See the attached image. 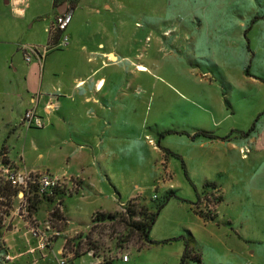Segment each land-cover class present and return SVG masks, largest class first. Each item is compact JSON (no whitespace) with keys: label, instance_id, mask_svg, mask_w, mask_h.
<instances>
[{"label":"rangeland","instance_id":"rangeland-1","mask_svg":"<svg viewBox=\"0 0 264 264\" xmlns=\"http://www.w3.org/2000/svg\"><path fill=\"white\" fill-rule=\"evenodd\" d=\"M68 3L70 8L76 6L66 31L71 43L68 48L49 51L55 59L48 61L47 67L43 62L39 73L56 80V91L85 74L92 81L104 77L103 92L94 96L108 108L78 107L74 101L79 97L70 94L64 109L75 116L73 124L56 131L45 122L43 129L24 127L14 136L0 122V139L10 137L11 145L19 149L34 142L38 149L30 156L45 155L43 162L55 177L74 174L93 183L86 192L65 199L70 227L85 230L100 207L118 212L135 197L152 199L173 189L188 203L172 200L161 212L151 237L162 242L187 235L188 227L197 220L189 212V203H197V195L187 177L199 191L205 178L218 181L214 151L200 149L199 141L189 136L206 131L235 138L249 133L258 121L264 122V84L245 76L248 70L252 76L264 77V0ZM33 15L40 18L31 20ZM52 15L48 0H12L11 5L0 2V41L5 42L0 44V98L15 95L25 86L24 74L36 58L27 64L21 48L37 45L45 52L49 34L44 26ZM16 50L20 57L13 60ZM109 53L115 57L103 58ZM52 62L58 71L55 76ZM169 130L184 135L161 138L160 134ZM70 136L81 145L85 158L72 154L79 147L70 148ZM158 141L162 148L180 155L184 163L171 155L165 157ZM63 154L71 157L70 162ZM75 185L70 180L74 192ZM36 194L40 195L38 188ZM71 234L57 239L44 251L45 258L29 253L30 245H35L26 239L23 255L1 264H60L58 251ZM218 234L217 230L206 233L207 237L195 236V251L201 254L202 264H264L257 261L258 256H236L229 249L233 242ZM6 239L2 240L12 245L9 235ZM183 251L182 241H173L133 254L128 264H180ZM9 254L14 257L17 253L10 249ZM94 262L87 256L75 264Z\"/></svg>","mask_w":264,"mask_h":264},{"label":"crops","instance_id":"crops-1","mask_svg":"<svg viewBox=\"0 0 264 264\" xmlns=\"http://www.w3.org/2000/svg\"><path fill=\"white\" fill-rule=\"evenodd\" d=\"M48 1L51 3L53 15L48 24L44 26V30L49 34L47 46L50 45V36L53 34L52 28L55 25L56 18L68 11L73 13V9L72 7L70 8L67 0H60L58 5L56 4V0ZM0 2L4 5H11L12 0H0ZM65 4L67 8L64 6ZM109 7L110 5H108V8ZM36 16L38 15H33L31 20L40 18ZM1 43L5 42L0 41V44ZM33 46L37 47V45ZM21 52L26 61L22 48ZM51 53L52 52L45 54L40 50V56H32L31 61L26 63H32L33 58H36V62L27 67L28 72L24 74L26 80L25 86L15 91V95L12 94L9 96L6 94L0 98L1 127L11 129L10 132L14 136L19 135L25 127L22 122L24 114L33 108L36 109L38 115L44 120V123L46 122L49 125H53L56 131L61 130L66 124L71 125V122L73 124L75 116L69 112H65L64 109V102L67 101L66 98L70 94L79 97L74 101L78 107L95 105L99 110L108 108L98 97L94 96L103 92L106 86L104 77L92 81L91 77L85 74L75 78L69 87H58L56 91V89H54L56 80L50 78L46 79L43 72L39 73V70L43 68L41 67L43 62H47V67L50 60L55 59L51 56ZM16 55L17 56H15L13 60L20 57L17 50ZM105 56H107V58H111V56L115 57L112 53L103 55V58ZM50 67L53 69L52 75L55 76V72H58L57 68H55V63H50ZM230 69L233 71V68ZM94 74H97L96 71ZM245 76L255 78L259 80L257 81L259 84H264L261 78L252 76L248 70H246ZM57 84H59L58 81ZM58 94L63 96H58ZM62 98L66 100H62ZM35 99L37 100L36 105L33 104V100ZM250 131H253V135ZM250 131L245 135L235 138L220 137L217 135V138L214 140L191 138L195 142L199 141L200 149L209 148L214 151L212 154L218 159V165H216L217 167L214 169H217L215 172L218 174V181L212 180L211 178H205V181L215 182L218 185L223 201L218 206V222H205L196 215V222H194V225L189 226L188 230L194 237H205L206 233L208 234L218 230V233H220L218 236H222L233 242L229 246V249H231L236 256L250 254L260 257L257 261L261 262L264 261V122L261 123L258 121V124L254 125ZM0 141V153L2 151L7 153L12 163L18 166L20 165L28 170L48 172L54 175L52 169L46 165V162H43L45 155L40 154L37 158H32L30 156L31 152H35L38 149L37 144L34 142H32V144H23L19 149V147H13L11 145L10 137L6 139L5 136H3ZM67 144L71 149L79 147L78 151H74L72 154H76L77 157L81 159L85 158V156L81 154V145L71 136ZM246 146L250 147L251 152L247 154V156H244L241 151ZM63 157H66L70 162L71 157L69 155L64 156L63 154ZM164 163L167 165V162ZM165 164L164 166L166 167ZM63 179L67 180L69 185L70 180H73L76 184L75 192H73L70 197L86 192L87 188H92L93 186V183H90L89 180H85L82 176L80 178L75 177L74 174L69 178ZM192 182L194 183L193 180ZM195 186L199 188L197 184H195ZM99 210L113 212L110 209H105V207H100ZM99 210H97V212ZM37 216L42 220L47 216V213L38 212ZM69 220L71 221V219ZM23 228L26 231H24ZM6 229L8 230L3 233L2 239H6L9 235L12 245L9 240L6 242L11 246V252L17 253L14 255V258L22 256L25 250L24 248L28 246V242L29 244L31 243L26 223L17 219ZM74 231L81 232L84 231V229L72 228L69 225L66 233H72ZM26 239H28V242ZM235 239H237V241ZM152 240L160 242L158 240ZM135 253L137 252L133 250L130 261L127 262V264L131 262L132 255ZM38 255L41 258L42 254L38 253ZM240 264H244V261ZM248 264H253V262Z\"/></svg>","mask_w":264,"mask_h":264},{"label":"trees","instance_id":"trees-1","mask_svg":"<svg viewBox=\"0 0 264 264\" xmlns=\"http://www.w3.org/2000/svg\"><path fill=\"white\" fill-rule=\"evenodd\" d=\"M60 0H56L58 5ZM68 1V0H67ZM59 2V3H58ZM75 4V2H74ZM72 9L76 6H71ZM61 32H56L50 36V45L52 43H57L61 37ZM264 82V77L262 78ZM166 135H184V133L178 131H166L161 133V138ZM188 135V134H185ZM189 136V135H188ZM192 139H216V134L208 133L206 131H201L189 136ZM157 146L164 153L165 157L171 155L172 157L182 161L180 155L172 154L170 151L161 147L158 141ZM4 155V151L0 153V156ZM188 183L194 189L197 195V203L191 204V212L199 216L205 222H218V212L217 208L222 203L223 197L218 185L215 182L205 181L202 183V191H199L192 180L187 177ZM37 188H33L32 196L30 197V209L31 213L37 214L38 212L47 213L53 220L54 226L60 231L61 236L55 238L53 243L57 239L65 235L69 225L70 220L66 215L65 199L70 197L74 191L67 188L63 191L52 190V192L36 194ZM157 192V191H156ZM156 198L147 199L142 197H135L131 199L127 204L124 205L123 209L118 212H97L92 217L88 224L85 225V230L90 228L86 233H82L79 237L74 240H68L66 242V247L70 249L71 242L76 241L74 246L77 248L75 250L74 261L75 264L78 260L89 256L91 251L94 252V259H101L102 261L98 264H115L121 261L117 256L118 249L125 248L124 244L133 242V247L137 253L149 249L155 246L164 245L173 241H182L184 245V251L181 256L180 264H202V256L195 251L197 246V241L190 231H187V235L181 236L177 239L165 240L162 242L153 241L151 234L154 226L156 225L161 212L167 207V205L172 200H178L181 202H187L181 199L176 194V190H169L162 196L156 195ZM18 191L13 188L9 183L3 181L0 178V264L1 262H7L4 259V255L9 254L10 250L4 246L3 233L6 229V220L10 216V213L15 210V202L17 204ZM188 203V202H187ZM3 223V224H2ZM96 232L102 235L107 231L108 233L104 235V244L108 247L103 248L93 243V239L90 236V232ZM105 245V246H107ZM51 248L49 246L47 249ZM73 245L71 247V250ZM90 257V256H89Z\"/></svg>","mask_w":264,"mask_h":264},{"label":"built area","instance_id":"built-area-1","mask_svg":"<svg viewBox=\"0 0 264 264\" xmlns=\"http://www.w3.org/2000/svg\"><path fill=\"white\" fill-rule=\"evenodd\" d=\"M29 1V0H26ZM72 12L68 11L64 14L59 15L56 18L54 28H52L53 32H61L62 37L58 43H52L51 45L47 46L45 49V54L47 52L54 50V49H63L68 48L70 45V37L66 35V31L71 23L72 20ZM22 50L24 51L26 62H30L32 59V56H40V49L37 47H31V46H24L22 47ZM37 100H33V104L36 105ZM23 125L27 128H39L42 129L45 126L44 120L38 115L35 108L27 111L22 119ZM242 154L244 156H247L251 152V149L249 146H246L242 149ZM0 178L9 183L13 188H15L18 191V199L15 210H13L10 213V216L6 220V228L11 226L14 221L17 219L23 221L26 223V226L29 230V234L33 240V244L35 247L29 248V253L31 254H42L41 256L45 258L44 251L47 250L49 246L53 244V240L59 236H61L60 231L54 226L53 220L48 216L44 219H40L37 214L31 215L30 214V197L32 196V191L34 187H37L38 190L41 193L45 192H52V190L57 191H63L67 188H69L68 181H66L63 178H57L49 173H41L35 170H28L22 166H18L14 163H12L7 155V153H4V155L0 156ZM71 189V186L70 188ZM157 196L154 195L153 198H156ZM123 209V208H121ZM90 228L87 230L78 232L74 231L72 232L70 236V240H74L75 238L79 237L83 232L86 233L89 231ZM108 232L105 231L104 234L99 235L96 232H90V236L93 239V243L102 246L103 248L108 247L107 244H104V239L101 240V238L104 237L105 234ZM67 242V241H66ZM4 246L8 248L7 242L4 241ZM32 243V241H31ZM30 243V244H31ZM74 243L76 241H73L71 245H73L72 250L65 247L61 250H59V254L62 255L60 264H72V261H74L75 256V250L77 249L74 246ZM102 243V244H101ZM133 242L125 243V248L118 249L117 256L120 258V260L123 263H127L130 261L132 249H133ZM32 244V245H33ZM107 245V246H105ZM72 247V246H71ZM67 251L71 255H67ZM94 252L91 251L89 253V256L93 259L95 258L93 256ZM5 256V255H4ZM6 260H14L15 258L11 256V254H7L4 259ZM63 259V260H62ZM95 262L93 264H98L102 260L101 259H94Z\"/></svg>","mask_w":264,"mask_h":264},{"label":"water","instance_id":"water-1","mask_svg":"<svg viewBox=\"0 0 264 264\" xmlns=\"http://www.w3.org/2000/svg\"><path fill=\"white\" fill-rule=\"evenodd\" d=\"M64 6L67 8V5L66 4Z\"/></svg>","mask_w":264,"mask_h":264},{"label":"bare ground","instance_id":"bare-ground-1","mask_svg":"<svg viewBox=\"0 0 264 264\" xmlns=\"http://www.w3.org/2000/svg\"><path fill=\"white\" fill-rule=\"evenodd\" d=\"M101 88V87H100Z\"/></svg>","mask_w":264,"mask_h":264}]
</instances>
